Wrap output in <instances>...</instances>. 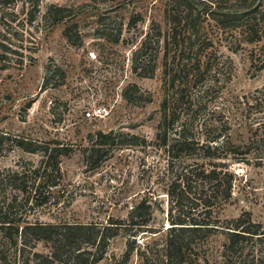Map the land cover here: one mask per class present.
Returning <instances> with one entry per match:
<instances>
[{"label":"rangeland","instance_id":"1","mask_svg":"<svg viewBox=\"0 0 264 264\" xmlns=\"http://www.w3.org/2000/svg\"><path fill=\"white\" fill-rule=\"evenodd\" d=\"M166 2L0 0V46L5 44L26 58L21 68L16 64L19 55L6 54L0 47V175L5 179L0 183V207L4 201L17 197L14 212L18 215H11L12 220L23 216L22 220L29 223L106 225L116 220L128 221L132 209L147 201L151 205L152 233L137 237V251L130 264H166L168 191L188 164L202 162L198 151L193 156L181 154L180 160L171 165L167 149L158 137L164 99L162 55L153 77H139L132 71V52L152 22L164 26ZM51 6L80 12L52 24L48 18ZM137 14L142 15L143 21L129 30L127 24ZM101 16L107 18V30L115 33L124 26L126 43L114 44L97 37ZM69 28L74 36L76 31L81 36L76 46L64 35ZM231 46L223 42L220 47L224 55L222 75H207L204 86L198 89L202 92L211 86L203 102L205 112L198 120L209 119L225 126L228 122L231 141L236 146L251 144V155L245 163L224 160L236 176L233 197L229 203L214 208L211 218L218 226H225L226 221L248 212L254 223L264 226V95L260 94L264 89V40L243 44L238 52L232 51ZM11 58L14 66L6 65ZM132 86H138L141 92ZM129 88L137 105L123 97ZM243 97V102H248L244 105L239 102ZM98 109L103 113L88 117V113H97ZM100 131L114 132L119 143L98 168H92L85 150L91 148L90 135ZM132 135L139 137L141 145H120ZM196 136L203 144L205 135L199 131ZM17 141L38 145L59 141L62 148L73 146V152L61 158L58 187L50 193L43 191L50 194L46 205L37 207L33 201L26 204L24 195L7 181L14 172H30L44 159L41 153L17 147ZM179 197L175 196L176 211L180 209ZM222 230L198 242L185 264H225L223 252L228 240ZM1 241L0 251L8 264H23L27 257H33L27 250L23 256L16 254L12 243ZM127 242L125 234L114 238L100 264L121 261ZM35 252L47 254L49 247L39 242Z\"/></svg>","mask_w":264,"mask_h":264},{"label":"trees","instance_id":"2","mask_svg":"<svg viewBox=\"0 0 264 264\" xmlns=\"http://www.w3.org/2000/svg\"><path fill=\"white\" fill-rule=\"evenodd\" d=\"M101 1L106 3L115 0ZM74 11L51 6L49 22L58 23L80 12ZM106 19V16L99 18L97 37L114 44L126 43L123 38L124 26L114 33L106 29ZM142 21L141 14L134 15L127 28L135 29ZM72 30L67 29L64 35L71 45L76 46L82 39L79 32L76 31L74 36ZM262 40L264 0H167L164 26L153 21L149 31L132 52V71L144 78L154 76L159 56L163 57L164 99L158 137L161 145L167 149L171 165L180 160L181 154L193 156L198 151L202 153V162L188 164L168 191L170 227L166 231V264H185L198 242L222 228L228 240L223 252L225 264H264V226L254 223L250 213L226 221L225 226H218L211 218L214 208L229 203L233 197L236 176L224 160L248 162L251 144L236 146L231 141V134H228V122H225V126L209 119L198 120L202 112H205L203 102L211 86L202 92L198 89L204 86L207 75L213 74L211 77L214 78L222 75L221 67L224 65L221 58L224 55L220 47L223 42H229L232 44L231 50L238 52L243 44H255ZM0 47L6 54L19 55L16 64L24 67V54L5 44ZM12 59L6 65L14 66ZM56 69L61 72V69ZM132 88L141 92L138 86ZM130 92V88L123 92L124 99L137 105L138 100ZM260 94L264 95V89ZM243 100L246 98H240L239 101L242 105L248 103ZM199 131L206 137L203 144L196 136ZM90 138L91 148L85 150L86 160L92 168H98L119 142H116L117 135L114 132L100 131L90 135ZM138 141L139 137L132 135L120 142V145H141ZM60 144L59 141L47 145L17 141L16 146L23 151L44 155L40 165L33 167L30 172H14L7 177L13 189L24 195L26 204L33 201L37 207L46 205L50 194L45 195L43 191L47 189L50 193L58 187L61 158L73 152V146L62 148ZM219 160L223 162L219 163ZM2 176L0 183L5 180ZM176 195L180 196V209L177 211ZM184 201L189 204H183ZM17 204L18 199L15 197L11 202L4 201L0 207V237L14 245L16 254L23 256L27 250L33 255L27 257L23 264H100L108 253L111 241L121 234L128 237L127 249L122 260L116 264H130L137 251V237L142 233H152L149 229L151 205L147 201L139 202L132 209L128 221L116 220L106 225L29 223L22 220L23 216L12 220L11 215H18L14 212ZM39 242L49 247L47 254L35 252ZM0 264H8L7 259L2 257V251Z\"/></svg>","mask_w":264,"mask_h":264},{"label":"built area","instance_id":"3","mask_svg":"<svg viewBox=\"0 0 264 264\" xmlns=\"http://www.w3.org/2000/svg\"><path fill=\"white\" fill-rule=\"evenodd\" d=\"M97 111H98L97 113H95V111L93 113H88V117H91L92 115L99 116L98 113L99 114H102L103 113V110L102 109H98Z\"/></svg>","mask_w":264,"mask_h":264}]
</instances>
